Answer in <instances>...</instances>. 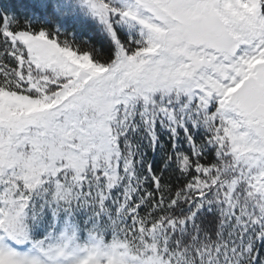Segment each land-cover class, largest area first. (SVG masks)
<instances>
[{"label":"snow or ice","instance_id":"snow-or-ice-1","mask_svg":"<svg viewBox=\"0 0 264 264\" xmlns=\"http://www.w3.org/2000/svg\"><path fill=\"white\" fill-rule=\"evenodd\" d=\"M0 264H264V0H0Z\"/></svg>","mask_w":264,"mask_h":264}]
</instances>
